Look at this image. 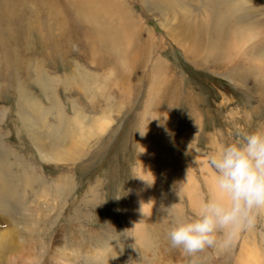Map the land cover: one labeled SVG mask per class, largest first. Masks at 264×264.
Segmentation results:
<instances>
[{"label":"rangeland","instance_id":"obj_1","mask_svg":"<svg viewBox=\"0 0 264 264\" xmlns=\"http://www.w3.org/2000/svg\"><path fill=\"white\" fill-rule=\"evenodd\" d=\"M77 1L0 0V171L21 200L14 219L0 215L15 243L0 264H166L158 253L233 264L243 241L264 259V209L236 239L195 253L170 245L162 211L191 215L212 194L211 154L264 130V0ZM222 11L229 45L217 53ZM97 119L105 130L87 136Z\"/></svg>","mask_w":264,"mask_h":264},{"label":"clouds","instance_id":"obj_2","mask_svg":"<svg viewBox=\"0 0 264 264\" xmlns=\"http://www.w3.org/2000/svg\"><path fill=\"white\" fill-rule=\"evenodd\" d=\"M209 163L215 173L212 194L191 215L176 210L174 204L162 207L170 217V245L187 253L229 243L264 209V130L246 132L224 144L211 154Z\"/></svg>","mask_w":264,"mask_h":264},{"label":"bare ground","instance_id":"obj_3","mask_svg":"<svg viewBox=\"0 0 264 264\" xmlns=\"http://www.w3.org/2000/svg\"><path fill=\"white\" fill-rule=\"evenodd\" d=\"M92 1H95V2H90V1H83V0H79V1H77L78 3V5H79V7H80V9L82 8V6H85V4H86V2H87V4H91V3H94V4H96L97 2V0H92ZM99 1V0H98ZM215 1V3H217V5H218V3H223V0H214ZM81 2L82 3H84L85 2V4H81ZM89 6V5H88ZM211 8H213V7H211ZM88 9V8H87ZM87 9H86V11H87ZM222 9V8H221ZM90 10L91 9H89V12H90ZM213 10V9H212ZM217 10V9H216ZM81 11H83V9L81 10ZM211 11V10H210ZM89 12H87L88 14H90L91 16L92 15H96V14H99L100 12L99 11H97V12H99V13H93L92 12V14H91V12L89 13ZM102 12V11H101ZM105 12H107V11H105ZM212 12V11H211ZM108 13V12H107ZM222 13L223 14H216V15H213L214 16V21H213V23H215V26L211 29V32H213L214 33V38L210 41L211 42V46L213 47V48H211V49H214L215 50V52H217V53H219L220 52V50H221V45H223L224 47H225V44H226V47H227V45H229V44H227V40H226V30H225V26H226V23H227V21L228 20H225V13H224V11H222ZM213 14V13H212ZM89 15V16H90ZM223 15V16H222ZM97 16V15H96ZM211 16V15H210ZM120 18H122V17H120ZM118 19H119V17H118ZM123 20H121L120 21V24L122 25L123 24ZM106 23V22H105ZM112 23V22H111ZM95 24V23H94ZM104 24V23H103ZM107 25V24H106ZM111 24H110V22H109V26H110ZM115 25H118V24H115ZM108 27V26H107ZM104 28V27H103ZM96 29V28H95ZM105 29V28H104ZM104 29H103V31H104ZM105 32H107V34H108V29H107V31H106V29H105ZM104 32V33H105ZM105 35H106V33H105ZM109 35V34H108ZM112 35V34H111ZM110 36V35H109ZM113 36V35H112ZM223 36H224V38H223ZM102 37H104L103 35H102ZM112 38V37H111ZM115 38V37H114ZM102 39V38H101ZM220 41V46H219V41ZM107 40V39H106ZM108 41V40H107ZM106 41V42H107ZM210 47V46H209ZM227 49V48H226ZM210 50V49H209ZM228 50V49H227ZM226 50V51H227ZM264 50V49H263ZM263 50H261V51H263ZM209 52V51H208ZM264 52V51H263ZM214 53V52H213ZM216 54V53H215ZM209 55V54H208ZM135 59V58H134ZM76 80V79H75ZM29 108V107H28ZM37 112V111H36ZM31 115V114H30ZM33 116H34V113L32 114ZM36 116V115H35ZM29 117V116H28ZM30 118V117H29ZM81 118H83V117H81ZM30 119H32V118H30ZM94 119H96V118H94ZM107 119H109V118H107ZM82 120V119H81ZM98 120V119H97ZM102 120V119H101ZM100 120V121H101ZM106 120V119H105ZM96 121V120H95ZM107 121V120H106ZM73 122V121H72ZM94 122V121H93ZM91 123L89 126H88V128H90V131L91 132H89V133H87L86 135L87 136H98V135H100L101 133H103V131L105 130V127H106V124H101V123H99V120L97 121L98 122V124L96 123V124H94V123ZM102 122H105L104 120L102 121ZM94 124V125H93ZM82 125V124H81ZM73 127H74V125H73ZM79 127V126H78ZM75 132H77V134H78V136L77 137H79V138H77V139H74V141L75 140H83V139H85V137H84V134H83V130H82V128H79V129H77ZM85 132V131H84ZM76 134V133H75ZM89 138V137H88ZM73 142V141H72ZM74 143V142H73ZM84 143V142H83ZM75 144V143H74ZM39 147H41L40 145H38ZM52 145H50V147H51ZM56 146V145H55ZM54 146V147H55ZM52 148V147H51ZM55 148H57V147H55ZM71 149H72V153L76 150H78L80 147H76V146H71L70 147ZM54 150V149H53ZM80 150V149H79ZM41 151L45 154H43L44 156H48V155H53L54 153L55 154H57V156L59 155L57 152H54V153H52V149H50V148H41ZM68 152H70V151H68ZM64 154H67V153H64ZM69 154H71V152L69 153ZM56 158V157H55ZM66 161V160H65ZM63 162V161H62ZM1 163V162H0ZM3 164H1L0 165V167L2 166ZM5 167V168H4ZM4 169H6L7 170V168H6V166L4 165ZM2 168V167H1ZM0 168V169H1ZM6 170H1L0 171V215L2 216V217H4V218H10V219H14V214H12L11 213V211L9 210V209H13L14 208V211L16 212L17 210H18V208H19V203H21V200L20 199H17L16 197L17 196H15L14 195V193H13V186L10 184V183H8V181H9V179H8V176H9V174L7 173V171ZM207 176V175H206ZM208 177V176H207ZM24 180H27L26 178H23ZM23 196V195H22ZM41 197V196H40ZM188 197H190V196H188ZM19 198V197H18ZM191 198V197H190ZM196 199H198V198H196ZM19 200V201H18ZM38 200V199H37ZM191 200V199H190ZM189 201V200H188ZM37 202V201H36ZM25 203V202H24ZM34 203V202H33ZM23 204V203H22ZM32 204V203H31ZM24 205V204H23ZM26 206V205H25ZM29 206V205H28ZM141 208V207H140ZM147 209V214H148V211H149V209L148 208H146ZM146 209H145V207H143V208H141V210H137V214L134 216V218H135V224H136V227L134 228V235H135V237H136V241L139 243V245H141L142 243H143V241H144V239L146 238L145 237V235H144V227H143V225H142V216H141V214L142 213H145L146 212ZM142 211V212H141ZM11 213V214H10ZM17 213V212H16ZM19 214V213H18ZM149 219V218H148ZM147 219V220H148ZM150 222V221H149ZM1 231V233H0V250L2 249H4V248H12V246L14 247V241L12 240L13 239V235H12V231H13V229L11 230V231H3L2 232V230H0ZM237 234H239V232L237 233ZM237 234L235 235V239L237 238ZM8 236H11L12 238L10 239L11 241H9L8 239H7V237ZM150 239H152V238H150ZM153 239H155V238H153ZM156 241V240H155ZM155 241H151V242H154V244H155ZM17 243V242H16ZM146 243V242H145ZM4 244H5V246H4ZM53 244V243H52ZM153 244V245H154ZM157 244V243H156ZM156 244H155V246H156ZM24 245V244H23ZM164 246V245H163ZM162 246V247H163ZM254 246V245H253ZM148 247V246H147ZM146 247V248H147ZM151 247V246H150ZM149 247V248H150ZM247 244H246V242L245 241H243V243L241 244V250H240V252H238V253H240L239 255H238V253H237V255H235V258H233V259H235V260H233L234 262H233V264H264V259L262 258V257H257V256H252L251 254H253V251H251L250 253L249 252H247L248 251V249H247ZM141 248H143L142 246H141ZM156 248V247H155ZM154 247L152 248V249H155ZM61 249V248H60ZM138 249H140V248H138ZM151 249V248H150ZM166 248H163V250L164 251H166L165 250ZM148 250V249H147ZM158 250H159V248H158ZM157 250V251H158ZM4 251V250H3ZM23 251V250H22ZM22 251H20L18 254H20V256L19 257H22V258H25L26 256H23L24 254H23V252ZM60 251V250H59ZM63 251V250H62ZM104 251H106L107 253H112V251H113V249H112V247H107L106 249H104ZM141 251H142V249H141ZM145 250H143V252H144ZM153 251V250H152ZM156 251V250H155ZM155 251H153V252H155ZM26 252V251H25ZM54 252V251H53ZM115 252H117V248H116V250H115ZM159 252V251H158ZM183 252V251H182ZM29 253V252H28ZM55 253V252H54ZM61 253V252H60ZM63 253V252H62ZM97 253V252H96ZM107 253H105V254H107ZM167 254V253H166ZM172 254V253H171ZM26 255V254H25ZM102 255H104V254H102ZM150 255H152L151 254V252H150ZM158 255H159V257H158V261L159 262H163V260L165 261V263L166 264H168V262H170L171 264H174V263H172L171 261H168L167 262V258H163L162 259V255L163 254H159L158 253ZM157 255V256H158ZM180 255V254H179ZM58 256V255H57ZM112 256V255H111ZM178 256V255H177ZM59 257V256H58ZM114 257V256H113ZM155 257V256H154ZM13 258H15V259H17V256L15 257V256H13ZM52 258H55V255H54V257H52ZM57 258V257H56ZM59 258H61V257H59ZM157 258V257H156ZM171 258V257H170ZM175 258V260H177V262L179 261V258H177L176 256L174 257ZM186 258V257H185ZM102 259V258H101ZM149 259V258H148ZM151 259V258H150ZM152 259H153V257H152ZM151 259V260H152ZM182 259V258H181ZM22 260V259H21ZM59 260V259H58ZM58 260H56V259H54V261L56 262V263H58L59 261ZM172 260V259H171ZM189 260V259H188ZM54 261H52V260H50V262L49 261H47L48 263H52V262H54ZM147 261H150V260H147ZM13 262H15L14 260H13ZM189 262H190V260H189ZM192 262V261H191ZM190 262V263H191ZM16 263V262H15ZM22 263V262H21ZM150 263L151 264H158V262H156V260L154 259L153 261H150ZM53 264V263H52ZM184 264H186V263H184Z\"/></svg>","mask_w":264,"mask_h":264}]
</instances>
